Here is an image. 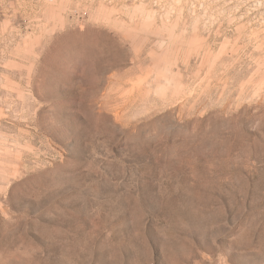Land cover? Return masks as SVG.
I'll return each mask as SVG.
<instances>
[{"label": "rangeland", "instance_id": "obj_1", "mask_svg": "<svg viewBox=\"0 0 264 264\" xmlns=\"http://www.w3.org/2000/svg\"><path fill=\"white\" fill-rule=\"evenodd\" d=\"M0 264H264V0H0Z\"/></svg>", "mask_w": 264, "mask_h": 264}]
</instances>
